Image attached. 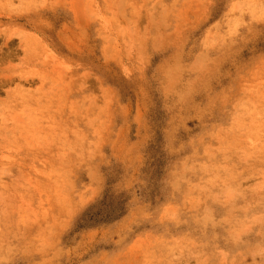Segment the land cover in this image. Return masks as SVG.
I'll list each match as a JSON object with an SVG mask.
<instances>
[{"label":"rangeland","instance_id":"rangeland-1","mask_svg":"<svg viewBox=\"0 0 264 264\" xmlns=\"http://www.w3.org/2000/svg\"><path fill=\"white\" fill-rule=\"evenodd\" d=\"M0 264H264V0H0Z\"/></svg>","mask_w":264,"mask_h":264}]
</instances>
